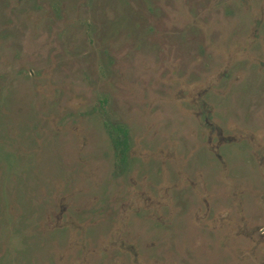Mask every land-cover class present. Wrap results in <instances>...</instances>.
<instances>
[{"label":"rangeland","instance_id":"1","mask_svg":"<svg viewBox=\"0 0 264 264\" xmlns=\"http://www.w3.org/2000/svg\"><path fill=\"white\" fill-rule=\"evenodd\" d=\"M0 264H264V0H0Z\"/></svg>","mask_w":264,"mask_h":264},{"label":"trees","instance_id":"2","mask_svg":"<svg viewBox=\"0 0 264 264\" xmlns=\"http://www.w3.org/2000/svg\"><path fill=\"white\" fill-rule=\"evenodd\" d=\"M125 145V144H124Z\"/></svg>","mask_w":264,"mask_h":264}]
</instances>
